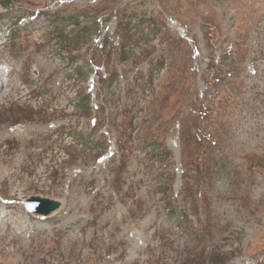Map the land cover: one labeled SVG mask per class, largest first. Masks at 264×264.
Returning a JSON list of instances; mask_svg holds the SVG:
<instances>
[{"label":"rangeland","instance_id":"374dc122","mask_svg":"<svg viewBox=\"0 0 264 264\" xmlns=\"http://www.w3.org/2000/svg\"><path fill=\"white\" fill-rule=\"evenodd\" d=\"M3 1L0 264H264V0Z\"/></svg>","mask_w":264,"mask_h":264},{"label":"water","instance_id":"95a60500","mask_svg":"<svg viewBox=\"0 0 264 264\" xmlns=\"http://www.w3.org/2000/svg\"><path fill=\"white\" fill-rule=\"evenodd\" d=\"M2 5L4 7H7V8H11L13 7L14 5L8 1V0H5L3 1ZM34 202H38L40 203V208L37 209L39 213H42L44 215H47V214H50L51 212L55 211L58 207H59V202L57 201H52L50 199H46V198H42V197H32L31 199H29L26 203V208L30 211H33L34 208H32V203ZM37 208V207H36Z\"/></svg>","mask_w":264,"mask_h":264}]
</instances>
